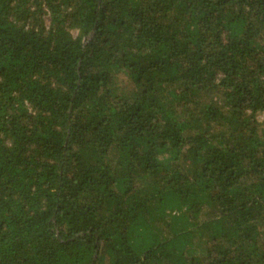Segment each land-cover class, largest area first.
<instances>
[{"label":"trees","instance_id":"16d2710c","mask_svg":"<svg viewBox=\"0 0 264 264\" xmlns=\"http://www.w3.org/2000/svg\"><path fill=\"white\" fill-rule=\"evenodd\" d=\"M0 264H264V0H0Z\"/></svg>","mask_w":264,"mask_h":264}]
</instances>
